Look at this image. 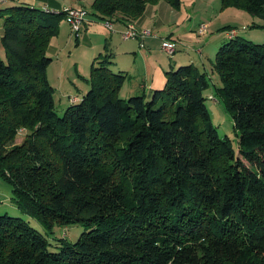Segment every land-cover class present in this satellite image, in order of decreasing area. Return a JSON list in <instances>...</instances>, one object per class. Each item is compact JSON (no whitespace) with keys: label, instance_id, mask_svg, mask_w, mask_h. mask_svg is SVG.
Here are the masks:
<instances>
[{"label":"trees","instance_id":"1","mask_svg":"<svg viewBox=\"0 0 264 264\" xmlns=\"http://www.w3.org/2000/svg\"><path fill=\"white\" fill-rule=\"evenodd\" d=\"M159 1L94 0L92 14L152 37L136 20ZM220 1L264 21V0ZM9 10L0 174L46 231L86 229L75 241L53 239L23 216L0 214V264H264V42L231 28L214 61L220 85L191 61L169 69L163 88L128 98L120 93L127 74L101 53L89 89L60 115L47 69L65 11ZM211 85L233 117L237 148L213 122Z\"/></svg>","mask_w":264,"mask_h":264},{"label":"crops","instance_id":"2","mask_svg":"<svg viewBox=\"0 0 264 264\" xmlns=\"http://www.w3.org/2000/svg\"><path fill=\"white\" fill-rule=\"evenodd\" d=\"M93 2L94 0H17L2 5L0 7V54L5 57L2 36L4 32V18L10 14V7L15 5H26L51 12H58L63 11L66 7L85 6L89 11V15L87 21L83 24L81 35L79 37L73 35L69 22L63 19L59 26V33L53 37L48 49L49 55L54 58L53 60H56L53 63L61 65L62 70L65 69L68 71L63 73L57 81L51 80V78L49 79L55 87L57 85L55 82H58V86H61L63 90L68 91L71 103H73L72 99L81 97L90 87L88 81L89 75H86L87 73L84 71L81 62H75L76 70L73 73H76L77 75L74 76L71 74L75 69L73 67L74 58H72L75 53V50L72 49L74 47V37H76L75 41L79 45H82L81 42L83 37L84 40H87L91 49L89 60H93L91 65L99 54L110 53L107 58L111 61L109 65L113 70L122 71L127 74V79L124 85L128 84V94L130 95L144 92L150 93L153 89L163 88L166 84L167 71L169 69L177 68L179 65L191 61L194 62V58L190 53H181L177 51L178 53L176 52L173 57H170L166 55L163 49H161L160 43L163 39L162 36L169 34L168 29L163 30L164 27L170 22L180 20V17L178 18L177 14H175L171 8H167V4H164V0L149 4L145 13L136 20L138 27H150L158 33L157 36L146 38L144 46H141L140 41L137 39L123 37L122 31L127 28L126 22L114 21L115 31L105 28L102 21L98 20L92 14ZM203 22L206 21H201L199 24ZM263 22V20H260L259 24ZM101 26L103 29L100 28ZM209 26H211V23ZM260 29H263L264 31V28ZM247 35H249L248 38L250 40H260L258 35H251V32L247 33ZM169 36L176 38L174 35ZM261 40H264V34L261 36ZM68 50L71 57H68L67 55ZM135 76L137 77V80H135L134 83H129L130 79ZM83 83H85V85ZM72 84L78 88L79 92H73ZM79 85L85 87L80 88ZM15 207L19 209L17 205H15Z\"/></svg>","mask_w":264,"mask_h":264},{"label":"rangeland","instance_id":"3","mask_svg":"<svg viewBox=\"0 0 264 264\" xmlns=\"http://www.w3.org/2000/svg\"><path fill=\"white\" fill-rule=\"evenodd\" d=\"M164 4H167V8H171V10L177 14V17H180V20L176 22H170L166 27H164L163 30L168 29L169 34L163 35L162 38L171 37L169 35H174L176 38L172 37V39L176 40L179 44L177 51L181 53L187 52L192 54L196 64L200 66L201 69L207 73L209 79L213 83H217V85H220L222 82L218 72L214 69V61L221 45L225 43L226 39H228L226 36L227 30L236 27L239 30L240 37L249 39V35H247V33L251 32V35L256 34L260 38V40H254V42H264V40H261V36L264 34V31L263 29H260L261 27L259 26V21L262 20L261 17L253 15L245 9L236 7L223 8L220 0H183L182 7L180 9L173 8L165 0ZM64 20H67L66 16L64 17ZM201 21L208 22H204V24L208 25L206 33H198L196 30L198 24ZM63 23L66 24L65 22ZM210 23L211 26H209ZM103 26L105 27V24H103ZM100 28L103 29L102 26ZM73 40L74 47L72 49L75 50L74 56H72V58H74L73 67L75 68V62H81L84 71L87 73L86 75L90 76L91 63L93 61L91 59L89 60V56L91 55L90 46L88 45L87 40H84V37L82 38V45L76 43V37H74ZM160 46L162 49L161 43ZM173 50L169 49L168 51ZM67 55L68 57H71L69 50ZM166 55L168 54L166 53ZM54 61L56 60H53L49 64L47 73L51 80L57 81V79L63 73L68 71L65 69L62 70L61 65L53 63ZM96 64H98V62H96ZM75 70L76 68L71 72V74L74 76L77 75L76 73H73ZM135 80H137L136 76L130 79L129 83H134ZM55 83L57 85L56 87L53 85L55 87L54 96L56 100L57 111L61 115L72 103L69 100L68 91L63 90L61 86H58V82ZM83 84L85 85V83ZM127 85L125 84L120 92L125 98H128V95H130L128 94L129 89ZM72 87L73 92H79L78 88L74 84H72ZM79 87L84 88L85 86L79 85ZM205 94L207 96V105L210 109L213 122L217 125L219 132L222 135H228L233 146L237 148L238 136L236 133L233 117L227 111L223 101L217 95L215 86L211 85L209 88H207L205 90ZM210 94H214L215 99L211 98L209 96ZM25 132L26 131L23 130V132L18 135L15 141L16 143H21L24 140ZM14 196V192L8 180L0 174V214L8 213L9 215L13 216H23L34 226L38 227L53 239L56 237H63L66 241H75L86 229V226L82 224H74L70 226L57 225L53 232H48L40 225L39 221L33 217L25 215L15 207L16 201Z\"/></svg>","mask_w":264,"mask_h":264},{"label":"built area","instance_id":"4","mask_svg":"<svg viewBox=\"0 0 264 264\" xmlns=\"http://www.w3.org/2000/svg\"><path fill=\"white\" fill-rule=\"evenodd\" d=\"M15 1L17 0H0V7L6 3L15 2ZM64 11L67 21L71 26L72 34L79 37L82 33L83 24L88 19V15H89L88 9L85 6H72V7H66ZM103 24H105V27H107L111 31H115L114 21L110 19H106L103 21ZM207 26H208L207 24L202 23L198 29L199 32L206 33ZM233 33H235V31H233ZM122 35L124 38L139 39L141 42H143L144 38L154 35V33L149 28L139 29L137 28L135 23L130 22L127 24V28L122 31ZM176 47L177 45L174 40L168 38L163 39L162 49L164 51L168 52L169 54H173L176 51ZM169 49H172L173 51H168ZM81 99H82L81 97H77L72 100L73 102H77Z\"/></svg>","mask_w":264,"mask_h":264}]
</instances>
